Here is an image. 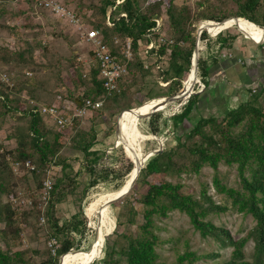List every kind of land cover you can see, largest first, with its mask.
Returning a JSON list of instances; mask_svg holds the SVG:
<instances>
[{"label":"trees","instance_id":"obj_1","mask_svg":"<svg viewBox=\"0 0 264 264\" xmlns=\"http://www.w3.org/2000/svg\"><path fill=\"white\" fill-rule=\"evenodd\" d=\"M26 1L35 13L50 14L49 10L38 7L35 0ZM173 1L143 0L142 6L139 0H125L116 10L119 13H126V16L114 18L112 15L113 26L107 24V19L108 9L116 5L115 0H98L97 4L90 3L89 7L94 10L93 15L97 19L95 22L94 20L91 22V28L100 31L104 43L113 54L123 57L121 48L125 44L126 38L132 40L134 57L128 62L129 73L120 84L121 92L113 94L106 92L100 77L99 66L91 49L88 50V58L78 65L75 64L76 56L72 50L71 55L66 59L69 69L72 71L71 81L73 83L71 88L68 86L64 104L44 105H53L61 111H66L63 107L68 103L74 110L82 107L87 99H91L103 101L101 108L103 112L115 111L120 106H125L124 109H132V106L125 105V98L129 94L130 86L127 80L137 83L139 79L151 75L153 66L149 65L148 68H145V63L151 56H154L158 62L163 58H168V69L157 70H161L163 80L165 79L168 83L170 81V89L157 96H153L151 93L150 98L175 95L179 93L183 81L187 80L190 75L196 48L197 35L195 32L198 29L199 21H208L203 25L202 30V41H206L205 49L209 44L207 33L218 37L217 42L222 50L233 48L234 38L223 36L225 29L251 30L254 29L252 26L254 24L264 31V0H232L238 7L233 14L221 12L216 6L206 7L192 14L188 7H178ZM61 2L83 20L81 11L83 4L80 3L79 8H73L70 4ZM163 10L168 14V27L166 28L164 23L158 32L153 33V36L157 40L163 37L166 42H159L160 47L157 51L152 49L148 54H145L150 42V38L145 36L146 31L156 26L155 19L162 17ZM7 12V9L0 6V17ZM224 20L226 21L222 24L217 23ZM64 24L69 25L67 22ZM166 31L170 36L166 34ZM115 40H118L117 44ZM68 42L69 46L74 49L73 41L68 40ZM140 42L143 45H140ZM39 48L43 49V55L48 56V47L42 46L38 42L36 46L28 44L27 48L14 52L8 48H0V60L8 65H34V52ZM205 49H199L198 73L202 82L208 85L210 69L218 63V60L215 58L211 63L208 58H204L203 51ZM59 61L57 65L49 62L47 67L56 68L59 81L65 83L62 80L59 67L61 58ZM87 64L89 65L84 67ZM158 65L160 66V64ZM155 67L157 66L155 65ZM30 73L33 75L32 72ZM37 85L29 86L27 82H22L20 85L13 83V86H10V84L0 81V115L4 117L10 113L19 112L23 117L21 120H25V126L17 128L9 136L10 139L16 140V147L7 150L0 146V224L4 226L0 230V234L6 243V249L0 244V264H29L26 250H13V248L18 246L21 241L22 235L30 225V218L33 215L40 219L43 218V220H45L44 216L49 217L55 204L60 203L70 193L65 189L67 181L73 182L69 175L71 165L68 159L62 156V151L67 145L65 130L58 127H55L57 130H54L47 124L45 120L47 116L36 112L35 107L31 106V108H27L28 110L23 108L20 102L19 95L23 91L30 93L32 97H38L35 94ZM249 93L251 95L249 100L241 102L237 108L227 114L219 118H200L190 132L182 135L174 148L163 150L150 158L147 164L145 163L146 166L141 169L130 192L137 194L138 189L146 184L148 185L147 192L142 195L140 200L126 199V211L122 214L119 213L118 216L119 218L126 217L127 223L136 225L137 230L127 231L123 234L115 232L117 237L114 240L108 238L103 264H162L159 261L160 236L155 231L157 227L155 218L157 216L167 217L173 211H180L188 215L194 228L204 238L212 237L222 245L230 244L234 247L230 260L213 264H264V106L260 105V100L264 97V85L260 90H250ZM141 97L138 98L140 105L145 103ZM200 100V95H192L183 105L181 111L172 116L173 125L177 127L185 120L191 119ZM150 106H152V113L156 108L157 112L166 110L168 104L163 101L162 103L154 102ZM75 124L74 132L70 138V148L84 154L86 160L84 168L88 174L93 175L96 172L95 165L102 158L101 153L93 150L97 143V132L94 128L79 129L77 120H75ZM154 131L158 132V130ZM131 161L126 172L121 175L116 189L123 185L127 175L129 178L136 170L138 163L133 159ZM11 162L21 166L20 174L16 173ZM28 162L34 166V169L26 167ZM52 164L62 167V176L54 180L49 190V196L43 201L45 206H41L42 201L37 198V194L45 189L44 183L50 178H48V170ZM221 164L237 166L241 188L228 187L221 182L218 174ZM206 166L215 171L213 181L218 192L225 193L230 197L239 212L252 215L256 219L257 224L247 236L236 240L228 229L207 221L208 210L204 208L201 201L185 194L182 191L181 183H173L163 178L166 175L181 173L199 174ZM151 177L152 179L149 180ZM96 183L97 180L91 184L94 186ZM31 184L35 187H32ZM22 187L32 197L33 206L24 211H18L13 204V199ZM138 201H141L145 206L141 222L137 220L138 212L135 209V204ZM215 207L221 211L227 209L220 206ZM85 222L81 221L84 223V229ZM58 223V220L55 219L50 232V237L58 240L57 255L55 257L49 255L44 264H59L61 257L72 252L71 250L75 246V237L71 233L84 232L78 221L62 227ZM119 224L120 220H118ZM90 225L92 226L91 221ZM250 239L255 243L251 261L245 254V247ZM63 257L61 264H63ZM178 258L180 263L187 261V264H195L202 256L187 251ZM97 261H99L98 258L91 257L83 259L82 264H93Z\"/></svg>","mask_w":264,"mask_h":264},{"label":"rangeland","instance_id":"obj_2","mask_svg":"<svg viewBox=\"0 0 264 264\" xmlns=\"http://www.w3.org/2000/svg\"><path fill=\"white\" fill-rule=\"evenodd\" d=\"M70 4L73 8H79V4H83L82 18L84 22L83 28L79 25H66L65 22L59 21L51 14H39L30 9L26 0H0V6L7 9V13L0 17V48H8L12 52L23 50L28 47V44L36 46L38 42L42 46L48 47V56L43 55V49L39 48L34 52V65H20L19 64H5L0 60V81L4 74H9L10 86L13 83L20 85L22 82H27L29 86L37 85L36 96L32 97L28 92H21L20 102L23 108H31V101L35 104H64L67 95L68 86H72L73 81L72 71L69 69L67 57L71 55L74 50L76 56V65L81 64L83 60L88 58V50L91 46L82 41V36L88 30H91L93 20H97L93 13L94 10L89 7L90 3L97 4L98 0H60ZM171 1V0H170ZM228 1V2H227ZM174 0V4L178 7L186 6L195 14L199 10L206 7L216 6L221 12L233 14L238 7L235 1L232 0ZM143 6V0H139ZM166 10V9H165ZM163 10L166 28L168 27V14ZM121 13L117 10L110 13L108 9V16L110 15L111 22L113 17H119ZM113 15V17H112ZM208 21L203 20L198 22V29L196 30V43L199 37V28ZM9 28H7V27ZM113 26V25H112ZM197 27V26H196ZM248 29L231 28L225 29L223 36L227 38H234L232 49L220 50L217 42V36H212L209 33L208 48L205 49V42L202 41V35L199 40V49H205L204 58L213 62L221 61L223 54H234L239 49H247L246 55L250 54L254 57H260L264 54V41L262 43H255L251 39L246 38ZM264 33V31H263ZM62 34V36H61ZM166 34L170 36L169 32ZM216 34V33H215ZM217 35V34H216ZM67 37V38H65ZM68 40L73 41V48L69 46ZM201 52V53H203ZM202 55V56H203ZM201 57V56H200ZM61 70V83L58 77L57 69L48 68V63L54 65L59 64ZM150 66H153L151 75L139 79L137 83H132L127 80L129 86V94L125 98V105L132 106V109H124L125 106H120L115 111L103 112V109L89 111L85 116H75L73 118V126L64 128L66 147L62 151V156L68 159L71 165L69 175L73 182L67 181L65 189L67 192L66 198L60 203H56L49 217L45 220L33 215L30 218V225L22 235L18 246L13 250H26V258L29 264H44L50 255L48 242L51 239L50 232L52 223L55 219L58 220L59 226L72 224L78 221L80 228L84 232H72L75 237V246L69 254H81L84 259L88 257L98 258L99 261L93 264H103L105 256L106 240L110 238L114 240L117 234H123L127 231H136V225H129L126 217L119 218V213L126 211V199L140 200L142 195L147 192L148 185H143L137 191V194L130 192L119 201L109 204L120 192L126 190L128 183L134 174L138 175L139 171L132 173L127 178L125 177L123 185L116 189L120 182L121 175L124 174L132 162L141 164V168L146 166L148 160L153 158V152L163 148H174L178 140L184 133L190 132L200 118L221 117L223 114H209L199 110L198 105L194 110L191 119L185 120L177 127L173 125L172 114L176 110L178 100L176 103H170L166 110L155 112L146 118H140L138 123L139 131L136 130L137 116L147 115L151 113L154 102L162 103L167 97L172 94L160 98H150V94L157 96L160 93H165L170 89V81L161 80V70L155 67L160 64L161 69H168V58H163L158 62L156 58L151 56L147 59ZM89 64L85 65L87 67ZM83 67V69H84ZM262 68V67H259ZM263 71V69H260ZM30 72L33 75H30ZM185 93H191L194 82H196V74L190 72L187 77ZM13 82V83H12ZM5 83V82H4ZM165 83V85L163 84ZM264 85V76H259L255 83V87L250 90H260ZM180 89V88H179ZM82 90V89H81ZM179 91V90H178ZM177 91V92H178ZM196 91H198L196 89ZM140 92V94H137ZM175 92V93H177ZM209 94V91L207 92ZM200 95L199 93L194 94ZM193 95V96H194ZM142 96L145 103L140 105L139 97ZM249 100L250 93L247 95ZM149 103V105H148ZM147 104V105H146ZM124 105V104H123ZM260 105L264 106V97L260 100ZM71 106L66 104L63 108L65 110ZM27 109V110H28ZM123 112V113H122ZM67 114H74L73 110H66ZM121 117L119 118L120 114ZM19 112L10 113L6 116L0 115V146L7 150L16 147V140L9 138L17 128L25 126V120ZM47 124L52 126L54 130L58 127L52 118H45ZM75 120L78 121V128L83 130H90L94 128L97 132V143L93 150L102 154V158L95 165V174H88L84 168L86 160L84 154L70 148V138L74 132ZM120 125V135L117 134V124ZM56 127V128H55ZM59 128V127H58ZM154 130H158L156 133ZM119 137V138H118ZM160 142H164L162 146ZM162 146V147H161ZM131 158H129V157ZM146 163V164H145ZM12 167L17 174H20V165L11 162ZM137 165V166H138ZM30 169V167L26 166ZM143 167V168H144ZM219 179L228 187L241 188V180L238 174L237 166H228L221 164L219 167ZM215 171L213 168L206 166L199 174L195 173H181L179 175H166L163 178L173 183H181L183 185L182 191L185 194L193 196L196 200L201 201L204 208L208 211L206 220L213 222L216 226L228 229L232 237L236 240L241 239L249 233V231L257 224L256 219L252 215H245L237 210L233 205L230 197L225 193L218 192L214 185ZM62 176V167L52 164L48 170V178L56 179ZM152 177L149 179L151 180ZM96 185H92L96 181ZM32 187H35L31 184ZM205 189V192H204ZM37 198H40L41 206H45L44 189L38 192ZM13 204L18 211H24L33 206L32 197L26 193L25 188L19 189L17 196L13 199ZM215 206L225 207L224 211L218 210ZM135 209L138 212L137 220L142 221V214L145 211V206L138 201L135 204ZM109 219H108V218ZM76 218V220H75ZM118 220L120 224L118 225ZM90 221L92 226L90 225ZM156 233L160 236V245L158 252L160 253L159 261L162 264H187L179 262V256L187 251L195 252L201 259L195 264H213L216 262H223L230 260L234 247L230 244L222 245L220 242L214 240L212 237L204 238L198 230H196L190 221V218L185 213L180 211H173L167 217L157 216ZM0 224V230L3 228ZM98 243V244H97ZM0 244L6 249V243L3 241L0 234ZM97 244L95 254H92L93 246ZM255 243L252 239L249 240L245 247V254L248 260H253ZM91 254V256H90ZM67 255V254H66ZM62 258V257H61ZM65 258V256H64ZM67 258V257H66ZM83 259H70L66 264H82ZM63 264L64 260H63Z\"/></svg>","mask_w":264,"mask_h":264},{"label":"built area","instance_id":"obj_3","mask_svg":"<svg viewBox=\"0 0 264 264\" xmlns=\"http://www.w3.org/2000/svg\"><path fill=\"white\" fill-rule=\"evenodd\" d=\"M125 0H115L116 5L110 9V13H113L116 11L117 7L120 6ZM38 7L45 8L49 10L50 14L57 18L58 20L62 22H67L69 25H79V27L83 28L84 22L82 19L77 17L71 10H69L65 5L62 4L60 0H35ZM120 17L126 16V13H121L119 15ZM165 21L164 16L160 18H156V26L152 29H149L146 31L145 36L150 38V42L147 45V50L145 51V54H148V52L152 49L158 50L160 47L159 42H166V40L161 37L159 40L155 39L153 36L154 32H158L161 27L163 26ZM107 24L109 26L113 25V22H111L110 15L107 19ZM203 27L202 25L200 28ZM199 28V29H200ZM202 35V32H201ZM82 41L87 42L91 46V50L93 51L94 58L96 60V63L99 66L100 69V77L103 80V87L106 90L108 94L113 93H120L121 88L120 84L123 81L124 77H126L129 73L128 71V62L131 61L134 57L133 52V45L132 40L130 38H126L125 44L121 48V54L123 57H119L116 54H113L110 48L104 43L102 35L98 29H91L88 30L84 36H82ZM115 43H118V40H115ZM140 45H143V43H139ZM206 48V45H205ZM149 67L148 61L145 63V68ZM158 69H161L160 66H157ZM31 75V73H30ZM197 80L194 82V85L192 87V91L189 96L181 98V102L178 103V106L176 107V110L173 112L172 116L177 114L181 111V108L183 105L189 100V98L197 93L203 92L205 89V84L202 82L201 77L199 76V73L197 72ZM2 80L4 82H9V77L7 74H4L2 76ZM161 80L163 82V77H161ZM186 81H183L182 88L180 89L181 92H184L183 86L185 84L186 87ZM165 85V83H163ZM196 89L198 91H196ZM179 91V92H180ZM176 103V104H177ZM32 107H35V111L39 112L42 116H47L53 119L54 123L60 128L64 129L68 126H73V118L75 116H85L88 114L89 111L99 110L103 106V101L97 100L93 101L91 99H87L85 101V104L82 107L75 108L74 110L71 108V106L67 109L73 110L74 114H67L66 111H61L58 107L53 105H37L35 102L31 101ZM66 109V110H67ZM26 166L30 167L31 169H34V166H32L29 162L26 164ZM54 183V179L49 178L45 181L44 186V198L46 199L49 196L50 189ZM50 255L55 257L57 255V249H58V240L56 238H51L48 242Z\"/></svg>","mask_w":264,"mask_h":264},{"label":"crops","instance_id":"obj_4","mask_svg":"<svg viewBox=\"0 0 264 264\" xmlns=\"http://www.w3.org/2000/svg\"><path fill=\"white\" fill-rule=\"evenodd\" d=\"M246 34V38L257 44L264 41V33H258L254 29L247 30ZM246 50L239 49L234 54H223L221 61L211 67L209 84L199 93V110L225 115L247 100V95L255 87L259 76H264V54L261 58L254 57L246 55Z\"/></svg>","mask_w":264,"mask_h":264},{"label":"water","instance_id":"obj_5","mask_svg":"<svg viewBox=\"0 0 264 264\" xmlns=\"http://www.w3.org/2000/svg\"><path fill=\"white\" fill-rule=\"evenodd\" d=\"M237 20H239L240 18H236ZM226 20H224V21H222V22H217V23H219V24H222L223 22H225ZM203 28L204 27H201L200 29H199V37H198V40H197V43H196V48H195V52H194V60H193V64H192V68H191V71H192V69L194 68V70H195V74L197 75V72H198V58H199V40H200V37H201V32H202V30H203ZM190 71V72H191ZM183 90H184V92H179V93H177V94H175V95H172V96H170V97H167V98H164L165 100V104L167 103V104H170V103H172V102H177L178 100H180L182 97H183V95L185 94V84H184V86H183ZM201 93V92H200ZM155 112H157V108H156V110L154 111V112H152V113H150V114H147V115H141V117L140 118H146V117H148V116H150L151 114H153V113H155ZM123 113V112H122ZM122 113L120 114V116H119V118L121 117V115H122ZM120 133V125H119V123L117 124V134L118 135H120L119 134ZM119 138V137H118ZM161 143V145L163 146L164 145V142H160ZM161 146V147H162ZM163 151V148H160L159 150H156V151H154L153 152V155H157L158 153H160V152H162ZM144 167V166H143ZM142 167V168H143ZM140 172H141V169H139V173H138V175H136V177L132 180V182H131V184L129 185V187L126 189V190H124V191H122V192H120L113 200H110L109 201V204L111 205V204H113V203H115V202H117V201H119L120 199H122L123 197H125L127 194H129L130 193V191L132 190V188L134 187V185H135V183H136V180L138 179V176H139V174H140ZM64 256V255H63ZM62 256V257H63ZM61 262H62V258L60 259V262H59V264H61Z\"/></svg>","mask_w":264,"mask_h":264},{"label":"bare ground","instance_id":"obj_6","mask_svg":"<svg viewBox=\"0 0 264 264\" xmlns=\"http://www.w3.org/2000/svg\"><path fill=\"white\" fill-rule=\"evenodd\" d=\"M204 25V24H203ZM252 26L254 27V30L256 31V32H260V33H263V31L259 28V27H257V26H255L254 24H252ZM191 73H193V74H195V70H194V68L192 69V71H191ZM197 79V78H196ZM188 95H190V93H185V96L184 97H187ZM147 105V104H146ZM148 105H149V103H148ZM137 122H136V126H137V128H136V130L137 131H139V128H138V123H139V121H140V117L139 116H137V120H136ZM141 168V164H139L138 166H137V168H136V172H138L139 171V169ZM136 177V174H134L133 175V177L131 178V180L129 181V183H128V186L131 184V182H132V180L134 179ZM108 218V217H107ZM109 219V218H108ZM98 244V243H97ZM97 244H95L94 246H93V248H92V251H91V253L92 254H95V252H96V249H97ZM68 255V256H67ZM67 255H65V258L63 257V260H64V263L66 264V262H68L70 259H84L83 257H80V256H82L81 254H79L78 253V255H80V256H78L77 254H75V253H73L72 255H70L69 253H67ZM66 256H67V258H66ZM90 256H91V254H90ZM89 258V257H88Z\"/></svg>","mask_w":264,"mask_h":264}]
</instances>
